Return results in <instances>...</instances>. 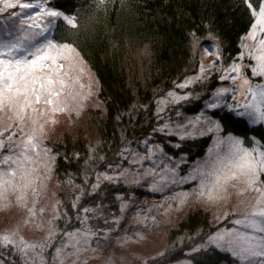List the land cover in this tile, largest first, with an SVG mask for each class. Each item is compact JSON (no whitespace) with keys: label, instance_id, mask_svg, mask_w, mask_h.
Returning <instances> with one entry per match:
<instances>
[{"label":"rangeland","instance_id":"rangeland-1","mask_svg":"<svg viewBox=\"0 0 264 264\" xmlns=\"http://www.w3.org/2000/svg\"><path fill=\"white\" fill-rule=\"evenodd\" d=\"M18 3L38 4L44 12L52 11L49 0H0V43L43 34L53 18L42 15L41 8L8 6ZM259 10L254 11L253 25L232 63L221 60L220 46L213 35L194 37L196 77L175 82L154 101L162 131L174 138L165 140L166 145L173 147L183 139L210 134L212 143L206 155L182 170L179 166L183 161L178 164L180 159L172 160L163 145H155L148 138L138 142L139 148L123 147L129 150V155L121 157L127 166L121 162L114 166L116 172L111 173L113 169H110L109 174L100 178L124 180L125 185L153 183L165 195L146 204L133 203L131 198L119 195L124 202L116 207L113 225L96 237L85 226L87 207L73 217L79 220V225L54 227L56 218L64 212H59L62 197L54 174L55 155L51 152V144L60 141L64 133L74 136L86 128L90 108H102L93 72L70 45L73 51L64 52L65 58L58 60L57 65L45 61L43 68L33 72L34 76H53L56 81L51 87L59 94L52 97V104L45 103L43 95L39 103L33 97L30 106L21 111L22 96L15 100L8 99L15 93L0 96V172L16 173L14 177H6L10 184L0 187V251L3 254L0 264H9L8 261L10 264L18 261L20 264H143L146 258L166 247V228L186 211L196 209L209 213L213 230L206 234L205 244L226 252L229 261L225 264H264V256H241L229 243L237 237H248L254 238V244H264V232L246 226V217L264 208V168L257 166L253 172L234 166L244 151L259 161L264 143L252 140L245 146L240 139L223 136L218 124L208 117V110L232 105L250 124L264 126V118L254 113L249 115L252 113L249 105L261 100L259 95L254 100L253 93L264 91V61L260 59L264 57V23H258ZM42 34L32 44H46L48 40ZM28 51L35 52V47H29ZM28 51L0 59L22 56L34 59L28 56ZM234 68L238 71H233ZM213 75L218 85L204 99L201 114L179 116L167 110L200 97L205 91L200 92L196 87L203 86ZM261 107L264 109V104ZM236 141L240 142V153H235L233 148ZM255 219L259 222L262 218ZM221 235L223 241L214 240ZM179 264L191 263L183 259Z\"/></svg>","mask_w":264,"mask_h":264},{"label":"trees","instance_id":"trees-1","mask_svg":"<svg viewBox=\"0 0 264 264\" xmlns=\"http://www.w3.org/2000/svg\"><path fill=\"white\" fill-rule=\"evenodd\" d=\"M262 2L49 0L51 10L63 15L53 17L42 35L48 41L76 49L95 76L97 97L102 103L101 109L87 111L83 131L74 136L64 133L60 141L51 144L54 174L62 197L59 212H64L55 220L56 229L79 225V220L73 217L87 207L85 226L96 237L113 225L116 207L124 202L119 195L144 204L165 195L153 183L125 185L124 180L100 178L109 174L110 169H113L111 173L116 172L114 166L121 162L127 166L121 157L129 155L128 149L139 148L140 140L148 138L155 145H163L171 159H180L178 164L183 161L179 166L182 170L206 155L212 143L210 134L183 139L177 146L166 145L165 140L174 138L162 131L154 101L175 82L196 77L194 37L213 35L220 46L221 60L232 63L241 52L254 22V11L260 9ZM65 16L73 19L75 27ZM215 76L196 87L200 92L205 91L196 100L167 110L179 116L201 114L204 99L218 85ZM208 117L218 124L223 136L240 139L245 146L252 140L264 143L263 124H250L232 105L208 110ZM212 230L208 212L188 210L166 228L164 250L146 258L143 264H179L183 259L191 264L228 263L226 252L205 244L206 234ZM0 257L3 258L1 251Z\"/></svg>","mask_w":264,"mask_h":264},{"label":"snow or ice","instance_id":"snow-or-ice-1","mask_svg":"<svg viewBox=\"0 0 264 264\" xmlns=\"http://www.w3.org/2000/svg\"><path fill=\"white\" fill-rule=\"evenodd\" d=\"M9 7L19 6L22 9L27 8H41V14L51 17H59L63 14L58 11H47L42 10V6L38 4L31 3H18L9 4ZM251 4L249 7L251 8ZM32 19V17H29ZM64 19L75 27L73 19L69 17H64ZM258 23H264V7H261L259 10V20ZM42 33H36L31 36H25L23 40L17 39L15 42H6L0 43V57H12V54L15 52L28 51L29 47H35V52L28 51V56L35 57L34 59L29 60L26 56L20 58H11V59H0V96H4L6 93H15V96H8V99L15 100L16 97L22 96L24 98L21 111L29 107L31 104V98H35V102L39 103L43 95L45 103L52 104V97L58 95L51 85L56 81L53 76L48 77H39L34 76L33 72L37 68H43L45 65L43 62L51 61L52 65H57L58 60L64 59V52L73 51L70 45H56L52 41H48L43 46H38L32 44V41L36 36L41 35ZM27 42V44L25 43ZM43 53V54H41ZM55 53V54H53ZM264 61V57L260 58ZM63 64H59V68H63ZM233 71H238V69H233ZM39 85V87H37ZM257 95L260 96L261 100L255 105H249L252 108L253 113L258 118H264V109H262L261 104H264V91L253 93V99L255 100ZM29 139V142H31ZM239 141H236L233 145L235 153H240L242 150L239 148ZM2 146V145H0ZM35 147V145H33ZM7 161H5L6 163ZM237 169L240 170H250L255 171L257 166L264 168V153H261V159L259 161L252 158L251 153L244 151L242 155H239V158L234 165ZM15 172H0V187L10 184V181L6 177H14ZM251 183H255V180H252ZM23 199L24 197H20ZM256 217L262 218L259 222L256 221ZM248 223L246 226L252 227L255 231L264 232V208H260L257 211H253L249 217H246ZM237 223H242V221H237ZM5 240L8 237H4ZM215 241H223L224 236H217L214 238ZM254 238L248 237H237L235 241H230L229 243L234 246V249H238V254L241 256H264V244H254ZM257 248H260V251H257Z\"/></svg>","mask_w":264,"mask_h":264}]
</instances>
